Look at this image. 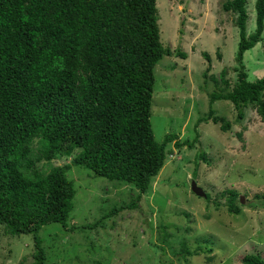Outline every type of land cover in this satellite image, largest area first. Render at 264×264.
<instances>
[{"label":"trees","instance_id":"obj_1","mask_svg":"<svg viewBox=\"0 0 264 264\" xmlns=\"http://www.w3.org/2000/svg\"><path fill=\"white\" fill-rule=\"evenodd\" d=\"M247 5L248 0H226L222 6L236 13L240 35L232 89L210 93L209 111L197 120L193 141L167 133L160 142L151 121L154 69L165 55L185 59L187 53L162 43L157 0H0V224L13 235L33 236L32 264H47L43 226L68 227L76 194L68 177L72 164L136 187L135 200L113 207L110 216L135 207L148 193L168 143L193 148L204 121L231 129L232 122L213 107L217 100L231 101L238 120L252 105L264 121V75L250 80L244 63L245 53L262 40L264 0L256 1L250 34ZM203 55L207 77L211 56ZM227 73L225 67L210 78L229 87ZM198 154L207 160L205 151ZM62 157H72V163L39 167ZM197 170L198 165L194 175ZM239 195L230 191V212H239ZM257 198L264 202V191ZM204 250L181 242L184 258ZM244 263L264 264V258L250 254Z\"/></svg>","mask_w":264,"mask_h":264},{"label":"rangeland","instance_id":"obj_2","mask_svg":"<svg viewBox=\"0 0 264 264\" xmlns=\"http://www.w3.org/2000/svg\"><path fill=\"white\" fill-rule=\"evenodd\" d=\"M225 1L157 0L162 43L187 53L185 59L165 55L154 69L151 121L160 142L167 133L177 134L180 141H193L197 120L209 111L210 93L227 92L237 80L233 67L239 28L236 13L223 10ZM256 1L248 0V34L256 27ZM204 52L211 56L207 77ZM244 63L250 80L264 75V32L262 40L245 53ZM225 67L229 87L210 78L219 77ZM213 107L232 122L231 129L224 132L219 123L204 121L197 128L200 136L193 148H178L176 140L168 143L163 168L133 208L106 216L113 207L133 202L138 190L72 164L68 177L76 194L68 227L51 223L40 230L46 263L245 264L246 255L264 258V202L257 198L264 191V121L252 105L242 120L229 100H217ZM200 151H205L207 160L198 157ZM71 163L72 157H62L42 161L39 167L49 170ZM192 180L210 199L192 192ZM230 191L240 193L239 200L244 197L243 202H235L238 213L229 211ZM164 232L171 236L166 238ZM182 241L193 251L200 246L205 250L184 258ZM33 253L31 234L13 235L0 224V264H32Z\"/></svg>","mask_w":264,"mask_h":264},{"label":"water","instance_id":"obj_3","mask_svg":"<svg viewBox=\"0 0 264 264\" xmlns=\"http://www.w3.org/2000/svg\"><path fill=\"white\" fill-rule=\"evenodd\" d=\"M191 190H192V192L194 194H196L199 197H204V198L207 197L206 191L201 186L198 185L196 180H192V182H191ZM241 201L242 202L244 201V197L243 196H241Z\"/></svg>","mask_w":264,"mask_h":264}]
</instances>
